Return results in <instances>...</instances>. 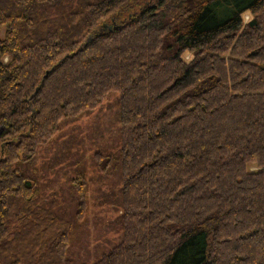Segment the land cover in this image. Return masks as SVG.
I'll return each mask as SVG.
<instances>
[{
	"label": "trees",
	"instance_id": "16d2710c",
	"mask_svg": "<svg viewBox=\"0 0 264 264\" xmlns=\"http://www.w3.org/2000/svg\"><path fill=\"white\" fill-rule=\"evenodd\" d=\"M0 27V264H264V0H0ZM113 95L101 179L42 197L41 145ZM111 171L120 236L84 262Z\"/></svg>",
	"mask_w": 264,
	"mask_h": 264
},
{
	"label": "rangeland",
	"instance_id": "374dc122",
	"mask_svg": "<svg viewBox=\"0 0 264 264\" xmlns=\"http://www.w3.org/2000/svg\"><path fill=\"white\" fill-rule=\"evenodd\" d=\"M141 1L145 2L146 0ZM248 17L249 14L245 13L244 18L248 19ZM4 31L5 28L0 27L1 36ZM184 56L190 57V52L184 53ZM114 97L113 95L111 99L105 101V109L94 111L91 113V117L89 114H85L82 116V120L72 118L66 120L60 133L49 140V143L41 145L37 163L40 166L38 175L42 197H50L52 191L55 190L58 191L60 200L63 198L66 200L70 195H74L73 191L70 193L72 189L70 178L80 160L81 162L86 161L88 173L93 175L95 171L90 168L93 150L117 140L118 121L115 120L116 116L114 115L117 110V107L114 106ZM75 121H78L79 124ZM1 135L2 128H0ZM252 167L255 168V166ZM95 175L98 174L95 172ZM112 185L117 189L120 187L118 186L119 179L112 171L105 179L97 183L94 179H88L89 211L78 230L79 237L71 249L72 256L81 258L84 262L96 260L119 239L120 232L112 227V221H110L117 214V209L112 204V198L109 197V202L106 205L94 206L99 199L96 197L101 191L109 190Z\"/></svg>",
	"mask_w": 264,
	"mask_h": 264
}]
</instances>
